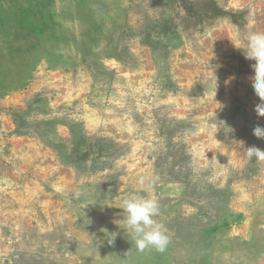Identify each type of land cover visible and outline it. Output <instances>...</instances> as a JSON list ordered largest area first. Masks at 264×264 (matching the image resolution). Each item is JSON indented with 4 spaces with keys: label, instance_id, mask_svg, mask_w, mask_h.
Masks as SVG:
<instances>
[{
    "label": "rangeland",
    "instance_id": "374dc122",
    "mask_svg": "<svg viewBox=\"0 0 264 264\" xmlns=\"http://www.w3.org/2000/svg\"><path fill=\"white\" fill-rule=\"evenodd\" d=\"M252 31L264 0H0V264H264ZM141 180L163 253L122 222Z\"/></svg>",
    "mask_w": 264,
    "mask_h": 264
},
{
    "label": "clouds",
    "instance_id": "9594fccd",
    "mask_svg": "<svg viewBox=\"0 0 264 264\" xmlns=\"http://www.w3.org/2000/svg\"><path fill=\"white\" fill-rule=\"evenodd\" d=\"M242 39L243 47L239 49L243 50L245 59L255 61L251 64L254 75L248 78L256 96L260 99V103L255 105L254 110L259 117H264V32H248ZM233 79L235 77H230L229 82ZM253 135L264 139V127L257 125L253 129ZM245 155L249 159L254 157L257 161H264V150L255 146L245 148ZM140 184L147 195L132 194L122 200L120 207L123 210L122 222L126 225L125 231L131 237L137 251L155 249L163 253L171 243V236L167 227L156 219L161 215V206L159 201L151 195L155 180L146 185L141 180ZM115 238L116 234H112L109 243H113Z\"/></svg>",
    "mask_w": 264,
    "mask_h": 264
}]
</instances>
